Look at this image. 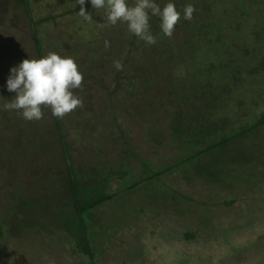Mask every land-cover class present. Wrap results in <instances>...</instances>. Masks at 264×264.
I'll return each mask as SVG.
<instances>
[{
  "label": "trees",
  "instance_id": "1",
  "mask_svg": "<svg viewBox=\"0 0 264 264\" xmlns=\"http://www.w3.org/2000/svg\"><path fill=\"white\" fill-rule=\"evenodd\" d=\"M165 2L157 0L161 6ZM263 2L174 0L181 11L187 3L194 5L192 19L181 16L172 35L164 36L159 17L150 16V31L157 42L146 45L128 32L126 24H108L104 10L94 9L89 0L83 5L86 12L94 13L88 31L72 27L53 40L40 28L50 21H64L62 16L69 13L80 16V4L36 18L30 0H0V106L15 95L5 86L10 67L28 56L38 58L50 51L70 55L83 73L81 87L73 90L83 104L63 117L42 107L51 120L40 125L43 119L25 120L18 110L0 108V239L62 233L76 258L105 264L98 255L101 243L111 237L107 231L113 227L107 218L110 210L121 206L137 217L139 211H155V203L160 206L168 199L177 203L181 197L193 206L185 210L189 222L193 208H199L197 200L188 199L186 189H179L180 182L175 180L177 188H173L166 175L177 172L187 183L203 180L210 185L216 206L228 207L236 201L228 196L234 191L227 184L230 180L263 188L264 108L259 109L264 103L260 83L264 79ZM23 10L31 24L32 53L17 49L11 38L3 37L7 28L17 25ZM54 41L59 48H51ZM63 48L64 52L57 51ZM183 58L186 64L180 68ZM114 60L121 62L122 70L114 67ZM108 73L111 84L105 82ZM123 116L143 128V140L155 148L165 144L177 153L164 164L142 158L131 127L121 121ZM11 149L16 153L12 155ZM24 149L30 152L17 154ZM50 157L53 161L46 162ZM160 182L169 198L149 197ZM115 183L116 191L112 190ZM121 195L126 201L123 206ZM198 202L203 205L200 229H184L187 241L193 243L200 235L203 241L211 237L206 230L213 234L212 241L217 236L226 240L242 229L232 227L237 223L228 208L225 217L232 226H226V220L221 223V213L215 214L207 201ZM167 205H161L163 210ZM38 237L33 239L35 246H40ZM56 244L38 250L45 254L53 249L59 255Z\"/></svg>",
  "mask_w": 264,
  "mask_h": 264
},
{
  "label": "rangeland",
  "instance_id": "2",
  "mask_svg": "<svg viewBox=\"0 0 264 264\" xmlns=\"http://www.w3.org/2000/svg\"><path fill=\"white\" fill-rule=\"evenodd\" d=\"M30 4L36 18L60 13L68 8L79 6L76 0H30ZM260 11H264V2L262 10L260 9ZM88 13L91 15V18L94 17L92 11ZM20 16L17 25L7 28L6 35L3 37H7L4 39L9 40L11 38L17 49L23 50V48H26L32 53V51L34 52V48H32L33 43L31 41V24L25 16L24 10L22 12L20 11ZM62 17H64V21L62 22L50 21V24L42 26L40 28L41 33H45L44 35H48V38L53 40L55 37H58L60 33H68L73 28L80 29L82 33H85L88 31V25L91 23L90 21L82 20L83 17L81 16L77 17L75 13H69ZM76 18H78L77 22ZM50 46L51 48L60 47H57L55 41L51 43ZM59 50L60 52L65 51L64 48L58 49L57 51ZM185 64L186 61L185 58H183L182 64L179 67L182 68ZM111 77L112 75L110 73L105 74V82L111 84L110 82H113ZM260 83L263 86L264 79H261ZM261 91H264V86ZM99 101L100 100H98V102ZM263 108L264 103L259 109ZM43 117L41 118L43 120H41L40 125H43L46 120H51V116L49 115H43ZM101 119L102 118L99 120ZM63 121L66 122L65 117ZM121 121L126 127H131L132 135L136 139L137 149L142 158L145 156L160 164H164L171 155L177 153V151H174V148L165 146V144L155 148L148 139L143 140V138L140 137L143 128H140V126L137 127L129 117L123 116L121 117ZM103 122H105V120H103ZM144 128H146V124H144ZM105 136L106 138L108 137L107 134ZM84 143L89 144V141L85 140ZM8 151H10L12 155L16 153L13 149ZM27 152H30V150L24 149L21 150V152L18 151L17 154H25ZM17 154L14 156L16 157ZM50 158L51 159L47 158L45 161L52 162V157ZM19 159H23V157ZM24 164L25 162H22V165ZM34 164L36 165L37 162ZM136 165H138V163H136ZM125 179L127 178H124V180ZM40 180L49 179L41 177ZM166 180L168 183L172 184L173 188H177L174 181H179V189H186L184 191L189 195L190 198L188 199L190 201L195 199V202L197 200L196 204L199 205V208L203 206L198 202L199 200L207 201L208 206L215 214L221 213V223H225L226 220V226L233 225V228L241 227L242 229H234L235 233L232 234L231 238L227 237L225 240L224 237L217 236L214 241H212L213 234L206 230L207 235L211 237L205 238L203 241L200 235L196 240L197 242L194 241L191 243L182 236V231L187 228H193L197 231L200 229V227H198V225L200 226L198 219L201 214L200 210L202 209L193 208V212L195 210V213L188 216V222L185 210L187 211L188 208L193 206H188L189 204L187 201L181 197H179L180 202L177 203L173 201L169 202V199L163 200V202L161 201V205L168 204L166 206L168 210L166 208L163 210L161 205L158 206V203H155L153 204L155 211H152L151 208L146 212L139 211L141 214L138 215L140 216L139 219H137L138 216L136 217L133 211L126 212V210L129 209H122L121 206H119L114 211L110 210L111 214L107 215V218H110V225L113 227L107 230L110 232L109 237L111 236L108 243H101L103 249L101 248V254L98 255V261L105 264H264V194L261 193L264 192V187L262 188L255 184L248 185L243 182L238 185L237 180H230L227 184L229 186L232 185L234 187L232 191H234L232 194L229 193L228 196H234L236 201L226 207L225 205L216 206L213 204V201H215L212 194L213 191L210 190V185H206L203 180H193L187 183L177 172L166 175ZM0 183H2V180H0ZM160 183L161 184L156 185L155 192L150 194L149 197L152 195L153 197L155 196V199L159 197L160 200L164 199L165 196L169 198L170 194H167L165 191L166 187L163 186L162 182ZM1 185L6 187V183ZM117 186L118 185L115 183L113 185L114 189L112 188V190L116 191L118 189ZM4 189L5 188H3V190ZM176 194L178 195L181 193L178 192ZM147 196L148 195L144 193V199ZM120 199L123 200L122 203L119 204L122 206L126 204L125 198H123L122 195ZM139 201L141 202V200ZM226 208H228L227 213L229 216L235 217L237 224L232 223V225H230L231 221L229 223L228 219L225 217L226 213L224 209ZM141 216L143 219H140ZM107 218L106 224L109 222ZM208 221H210V218ZM158 225H160L161 228ZM153 230L155 233H153ZM211 230L214 234L216 233L215 228ZM246 230L247 232H245ZM158 232L162 233L159 234ZM63 236L62 233H59V235L54 237L51 233V236L46 234L44 236L45 238L32 234L31 237L26 236L16 240L12 238L7 242L4 239H0V264H88L85 259L76 258ZM36 237H38L37 242L40 243V246H35L33 239ZM230 240H232V242H230ZM105 241L107 240L105 239ZM211 241L212 245H210ZM54 242L57 243L54 246L60 248L59 255L53 249H46L45 254H41L47 247V244L52 245ZM38 249H43V251H39Z\"/></svg>",
  "mask_w": 264,
  "mask_h": 264
},
{
  "label": "clouds",
  "instance_id": "3",
  "mask_svg": "<svg viewBox=\"0 0 264 264\" xmlns=\"http://www.w3.org/2000/svg\"><path fill=\"white\" fill-rule=\"evenodd\" d=\"M96 10H104V19L108 24H126L129 33L135 35L146 45L157 42V36L150 31V16L159 17L160 29L164 36H171L181 16L191 20L194 5L187 3L182 11L178 10L174 0H166L161 6L157 0H89ZM81 7L78 14L86 21L91 15L85 11V0H76ZM108 46V41H105ZM117 70H122L120 61L114 60ZM83 73L78 70L74 57L61 55L55 51L38 58L22 59L9 69L5 86L15 95L5 102L2 110H18L19 114L29 121L40 120L44 113L42 107H48L55 117L82 106V99L74 94V89L82 85Z\"/></svg>",
  "mask_w": 264,
  "mask_h": 264
}]
</instances>
